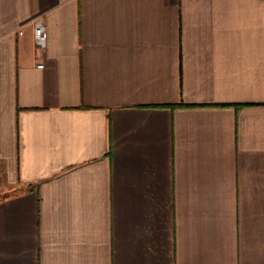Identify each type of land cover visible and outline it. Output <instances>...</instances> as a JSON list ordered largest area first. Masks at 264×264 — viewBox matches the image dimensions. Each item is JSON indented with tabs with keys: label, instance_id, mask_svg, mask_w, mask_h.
Segmentation results:
<instances>
[{
	"label": "crops",
	"instance_id": "crops-1",
	"mask_svg": "<svg viewBox=\"0 0 264 264\" xmlns=\"http://www.w3.org/2000/svg\"><path fill=\"white\" fill-rule=\"evenodd\" d=\"M0 175V264H264V0H0Z\"/></svg>",
	"mask_w": 264,
	"mask_h": 264
},
{
	"label": "built area",
	"instance_id": "built-area-1",
	"mask_svg": "<svg viewBox=\"0 0 264 264\" xmlns=\"http://www.w3.org/2000/svg\"><path fill=\"white\" fill-rule=\"evenodd\" d=\"M21 34V32H19ZM33 43L36 48L43 49L46 45V31L40 19H36L33 23Z\"/></svg>",
	"mask_w": 264,
	"mask_h": 264
},
{
	"label": "rangeland",
	"instance_id": "rangeland-1",
	"mask_svg": "<svg viewBox=\"0 0 264 264\" xmlns=\"http://www.w3.org/2000/svg\"><path fill=\"white\" fill-rule=\"evenodd\" d=\"M10 192H12V191H10L9 189H7V188L5 187V185H4V183H3V180H2V177H1V175H0V197H2V196H4V195H7V194H9Z\"/></svg>",
	"mask_w": 264,
	"mask_h": 264
}]
</instances>
